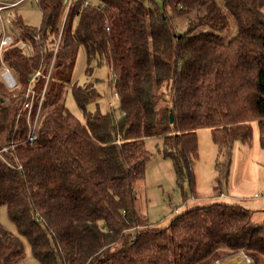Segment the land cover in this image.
I'll return each mask as SVG.
<instances>
[{"label":"trees","instance_id":"trees-1","mask_svg":"<svg viewBox=\"0 0 264 264\" xmlns=\"http://www.w3.org/2000/svg\"><path fill=\"white\" fill-rule=\"evenodd\" d=\"M37 4L40 27L20 18L14 21L16 34L6 29L31 52L12 46L0 59V151L15 146L0 157V208L6 207L36 261L219 264L243 254L264 264V221L256 222L250 210L213 203L187 209L159 228L140 216L135 189L146 176L145 140L151 137L163 136V156L173 160L179 183L189 180L192 189L198 130L210 129L224 152L225 165L217 169L225 179L235 143H251L254 123L264 149V0ZM229 15L238 33L224 43L217 33L230 29ZM179 18L188 20L183 33L173 29ZM203 28L215 33H196ZM1 33L0 27V38ZM82 48L90 79L83 84L72 80ZM53 57L37 140L24 145V95L39 72L35 115ZM2 61L17 80L13 90L1 78ZM95 68L116 74L110 84L119 96V116L114 109L100 110ZM67 86L83 121L66 107ZM165 88L172 92L169 104L159 96ZM24 259L23 240L0 223V264Z\"/></svg>","mask_w":264,"mask_h":264},{"label":"rangeland","instance_id":"rangeland-1","mask_svg":"<svg viewBox=\"0 0 264 264\" xmlns=\"http://www.w3.org/2000/svg\"><path fill=\"white\" fill-rule=\"evenodd\" d=\"M1 1H6L5 3H14L19 0ZM86 1L93 5L98 4V0ZM18 11L19 13L15 17H10L8 12L1 14L0 27L1 18L4 20L5 28L11 30L14 34L18 32V29L15 28L14 21L20 18L30 27H40L42 14L37 2H23ZM229 17L231 20L230 29L222 33H217L221 36L224 43H228L238 33V26L235 18L231 15H229ZM172 24L174 30L178 33H183L187 30L188 20L186 18H179L175 19ZM196 33L207 34L215 32L211 29L203 28L198 29ZM54 61L55 58L53 57L47 74L44 91L38 100L39 106L35 115H33L34 105L37 101V92L34 89L35 83H32V81L29 83L24 95L26 102L23 111L26 112V120L31 118L32 126L36 119L38 121V115L40 118V115L43 114L42 105L49 83L48 80L51 77L54 67ZM85 69L86 53L82 48L72 73L73 82L78 81L83 84L90 80L85 75ZM38 75L40 76L39 72ZM93 78L100 80L97 84V88L103 97L98 102L100 110L102 112H107L110 109H114L119 116V101L114 98V93L116 91L114 88H111L110 84L113 78L112 72L107 68H95ZM170 86L172 89V84ZM31 92H34V95L31 98H27V95ZM171 94V90L165 88L160 92L159 96L169 104L172 96ZM63 97L65 98L66 107L69 112L83 121L82 110L75 102L71 86L64 88ZM27 104L30 105L29 108L26 107ZM163 104V102L158 104V111H161ZM88 109L94 111L96 107L95 105H89ZM145 141L146 149L150 154V161L147 164L145 179L138 181L135 187L138 212L145 223L152 224L159 228H167L172 217L177 215L175 209H178L179 213H183L187 209L189 210L213 203H226L241 206L253 213L256 222L262 223L264 221V198H262L264 195V149L260 147L259 131L256 123H254V134L250 144L235 143L232 151L233 156L230 174L226 179L217 169V164H220V166L225 165L226 156L224 152H220L219 147L213 142L210 129L203 128L198 130L199 160L195 164L193 170L195 176L193 189L189 180H183L182 185L179 183L173 160L163 156V136L151 137ZM5 152L7 151L1 152V155ZM256 195L261 197L256 198ZM233 199L235 202H232ZM0 223L6 230L23 240L25 246V259L21 264H40L34 258L27 240L20 236L16 226L10 221L6 207L0 208ZM237 257L246 256L240 254Z\"/></svg>","mask_w":264,"mask_h":264},{"label":"built area","instance_id":"built-area-1","mask_svg":"<svg viewBox=\"0 0 264 264\" xmlns=\"http://www.w3.org/2000/svg\"><path fill=\"white\" fill-rule=\"evenodd\" d=\"M39 0H19L14 3H5L0 0V16L1 12L6 10V9H11L12 12H17L20 6L22 5L23 2H38ZM71 1V0H70ZM1 38H0V59L2 60V54L8 50L12 46L19 47L21 49H24L26 52H31V47L29 44L23 42L22 40L18 41L15 43L14 38L8 33V31L5 28L4 20L1 18ZM113 78L112 81L115 83L116 82V74L113 73ZM38 73L35 75V77L32 79V83L36 81L38 78ZM1 78L3 82L5 83L6 87L9 90H13L17 87L18 83L17 80L12 73V71L3 63L2 61V71H1ZM34 95V92H31L30 94L27 95V98H31ZM114 98L119 101V96L117 92L114 93ZM42 103V101H41ZM29 104L26 105L27 108H29ZM38 121H39V115H38ZM38 121L36 119L34 125L32 126L31 118L27 119L28 122V132H27V137L24 139L22 144L24 145H33L36 140H37V129H38ZM15 148L14 145L4 148L2 151H0V157L4 154L1 155V152L7 151L5 153H9L10 149L13 150ZM7 149V150H6ZM3 158V157H2ZM256 198H260L261 196L256 195ZM264 198V195L262 196ZM175 213L178 214V209H175Z\"/></svg>","mask_w":264,"mask_h":264},{"label":"crops","instance_id":"crops-1","mask_svg":"<svg viewBox=\"0 0 264 264\" xmlns=\"http://www.w3.org/2000/svg\"><path fill=\"white\" fill-rule=\"evenodd\" d=\"M6 2V1H5ZM9 3V2H8ZM8 12L10 14V17H15L18 15L19 11L17 12H12L11 9H6L4 11L1 12V14ZM232 202H235V200L233 199ZM240 203V202H239ZM219 264H253L252 261L246 257H237L235 259H231V260H225L222 263Z\"/></svg>","mask_w":264,"mask_h":264},{"label":"water","instance_id":"water-1","mask_svg":"<svg viewBox=\"0 0 264 264\" xmlns=\"http://www.w3.org/2000/svg\"><path fill=\"white\" fill-rule=\"evenodd\" d=\"M173 119H174V118H173V111L171 110V111H170V120H171V123H173Z\"/></svg>","mask_w":264,"mask_h":264}]
</instances>
